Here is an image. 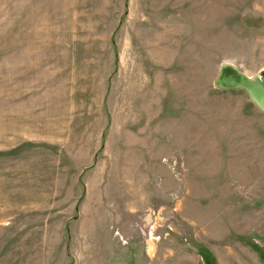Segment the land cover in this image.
Wrapping results in <instances>:
<instances>
[{
    "label": "rangeland",
    "instance_id": "1",
    "mask_svg": "<svg viewBox=\"0 0 264 264\" xmlns=\"http://www.w3.org/2000/svg\"><path fill=\"white\" fill-rule=\"evenodd\" d=\"M264 0H0V264H264Z\"/></svg>",
    "mask_w": 264,
    "mask_h": 264
},
{
    "label": "water",
    "instance_id": "2",
    "mask_svg": "<svg viewBox=\"0 0 264 264\" xmlns=\"http://www.w3.org/2000/svg\"><path fill=\"white\" fill-rule=\"evenodd\" d=\"M214 86L221 90H244L264 113V80L262 75L250 76L231 62H222L214 79Z\"/></svg>",
    "mask_w": 264,
    "mask_h": 264
}]
</instances>
